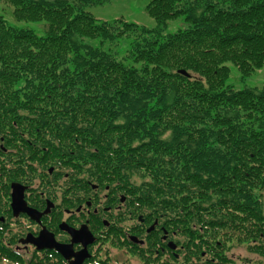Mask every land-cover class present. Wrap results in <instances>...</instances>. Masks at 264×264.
Instances as JSON below:
<instances>
[{
	"label": "trees",
	"instance_id": "trees-1",
	"mask_svg": "<svg viewBox=\"0 0 264 264\" xmlns=\"http://www.w3.org/2000/svg\"><path fill=\"white\" fill-rule=\"evenodd\" d=\"M3 1L15 19L46 22L36 34L0 15V153L43 151L63 182L75 175L81 195H94L93 183L134 193L158 224L259 262L264 83L225 79L226 61L241 75L264 61V0H148L155 28L122 16L97 22L87 5L104 0ZM178 14L188 25L160 33ZM127 34L130 63L102 46ZM92 36L99 45L84 39Z\"/></svg>",
	"mask_w": 264,
	"mask_h": 264
},
{
	"label": "flooded vegetation",
	"instance_id": "flooded-vegetation-1",
	"mask_svg": "<svg viewBox=\"0 0 264 264\" xmlns=\"http://www.w3.org/2000/svg\"><path fill=\"white\" fill-rule=\"evenodd\" d=\"M5 151L0 153V264H264L262 254L254 263L245 248L182 234L177 223L158 224L156 212L141 210L134 193L108 185L98 190L93 183L94 195H81L75 175L63 182L67 173L47 163L43 151Z\"/></svg>",
	"mask_w": 264,
	"mask_h": 264
},
{
	"label": "rangeland",
	"instance_id": "rangeland-1",
	"mask_svg": "<svg viewBox=\"0 0 264 264\" xmlns=\"http://www.w3.org/2000/svg\"><path fill=\"white\" fill-rule=\"evenodd\" d=\"M148 0H104L95 4L87 5L92 15L95 16L96 21L113 20L114 18L122 16L125 20L134 21L137 24L146 25L150 28L158 26L155 18H153L146 10L145 4ZM0 15L6 20L8 24L16 27H26L32 29L36 34L44 33V26L46 20L41 19H15L11 14V6L0 0ZM164 26H159L160 33L176 30L177 27H184L188 25L187 20L183 14H178L175 17L168 18ZM133 34L121 35L115 40L105 39L102 43L104 48L115 52L116 56L123 59L124 62L130 63L131 59L126 57V52L133 39ZM86 41L92 44L99 45L100 37H84ZM229 65V73L225 79L226 83L231 84L234 88L253 85L259 87L264 83V61L261 65L254 68L247 74L241 75L237 66L230 61H226ZM244 243V242H243ZM243 243H240L241 245ZM234 250L237 247H233ZM241 249V248H240ZM242 251L244 249H241Z\"/></svg>",
	"mask_w": 264,
	"mask_h": 264
},
{
	"label": "water",
	"instance_id": "water-1",
	"mask_svg": "<svg viewBox=\"0 0 264 264\" xmlns=\"http://www.w3.org/2000/svg\"><path fill=\"white\" fill-rule=\"evenodd\" d=\"M181 70L185 71L184 69H181ZM12 191H13L12 195L14 197V200L17 201L18 193L15 192L14 187L12 188Z\"/></svg>",
	"mask_w": 264,
	"mask_h": 264
}]
</instances>
